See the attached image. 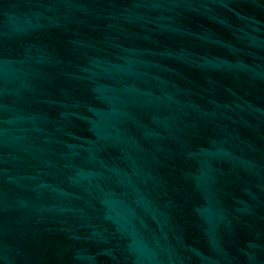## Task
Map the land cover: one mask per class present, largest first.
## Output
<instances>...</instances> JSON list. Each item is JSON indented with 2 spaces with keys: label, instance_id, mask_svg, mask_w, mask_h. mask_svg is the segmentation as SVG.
<instances>
[{
  "label": "water",
  "instance_id": "95a60500",
  "mask_svg": "<svg viewBox=\"0 0 264 264\" xmlns=\"http://www.w3.org/2000/svg\"><path fill=\"white\" fill-rule=\"evenodd\" d=\"M0 264H264V0H0Z\"/></svg>",
  "mask_w": 264,
  "mask_h": 264
}]
</instances>
